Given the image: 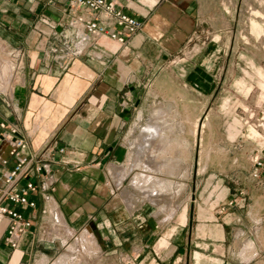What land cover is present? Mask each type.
I'll return each instance as SVG.
<instances>
[{
  "label": "crops",
  "instance_id": "1",
  "mask_svg": "<svg viewBox=\"0 0 264 264\" xmlns=\"http://www.w3.org/2000/svg\"><path fill=\"white\" fill-rule=\"evenodd\" d=\"M67 2L0 0V61L14 68L5 91L0 80V121L16 125L27 144L23 155L44 152L50 165V178L33 177L36 208L26 212L32 226L14 248L0 227V264H232V241L242 245L243 233L233 225L256 216L264 172L232 190L221 186L216 204L213 198L193 200L184 212L174 208L170 218L145 194L124 186L147 167L140 155L132 156L133 132H141L139 152L160 130L142 118L152 110L155 82L182 80L181 88L196 95L191 110L211 108L205 97L215 93L219 44L198 38L200 2L119 0L142 20V29L126 44L102 36L62 60L50 47L71 36L60 24ZM191 43L194 52L187 55ZM5 150L0 146L3 156ZM15 161L9 158L1 172ZM140 173L133 174L135 184L153 178ZM161 192L156 187L148 197L154 201Z\"/></svg>",
  "mask_w": 264,
  "mask_h": 264
},
{
  "label": "rangeland",
  "instance_id": "2",
  "mask_svg": "<svg viewBox=\"0 0 264 264\" xmlns=\"http://www.w3.org/2000/svg\"><path fill=\"white\" fill-rule=\"evenodd\" d=\"M198 2L203 30L198 38L205 42L212 39L219 44L215 93L205 97V105L211 108L191 110L197 106L196 95L192 97L181 88L182 80L172 79L171 85L163 80L155 82L152 89L156 95L150 99L152 110L142 118L143 123L159 125L160 130L152 134L158 136L146 150L139 152L136 146V139L138 142L141 139L139 130L133 132L130 142L134 147L132 156L140 155L145 160L142 164L147 165L146 172L135 170V174L141 172L153 178L138 185L133 182L135 174L132 173L124 185L130 184L138 196L145 194L168 218L174 208L178 211L181 207L184 212L186 205L189 209L193 200L197 204L213 198L216 204L221 197V186L232 190L241 181L252 179V156L257 146H264V0ZM192 44L186 49L190 51L187 55L194 52ZM0 51L4 49L0 47ZM2 63L4 60L0 61V77ZM252 129L257 131V136H252ZM171 168L174 174L167 173ZM156 187L162 192L151 201L148 195ZM258 199L256 216L243 218L233 225L243 229V233L238 237L242 245L232 241L229 255L232 264H264V199ZM250 244L253 249L248 251ZM240 248L247 251L245 257L240 256ZM68 251L73 257L69 248Z\"/></svg>",
  "mask_w": 264,
  "mask_h": 264
},
{
  "label": "built area",
  "instance_id": "3",
  "mask_svg": "<svg viewBox=\"0 0 264 264\" xmlns=\"http://www.w3.org/2000/svg\"><path fill=\"white\" fill-rule=\"evenodd\" d=\"M118 3L119 0H68L60 24L70 29L71 36L52 45L50 50L57 58L65 60L79 56L93 40L102 36L119 45L129 42L142 29L143 22ZM17 133L16 125L0 121V146L6 145L7 154L3 156L0 153V227L4 229L3 236L10 248H14L20 235L32 226L26 212L36 208L31 195L38 186L33 177L42 175L50 178V165L42 157L44 152L23 155L26 140ZM257 147L252 156V180L260 179L264 172V146ZM11 157H16V161L11 168L1 172Z\"/></svg>",
  "mask_w": 264,
  "mask_h": 264
},
{
  "label": "bare ground",
  "instance_id": "4",
  "mask_svg": "<svg viewBox=\"0 0 264 264\" xmlns=\"http://www.w3.org/2000/svg\"><path fill=\"white\" fill-rule=\"evenodd\" d=\"M3 65H4V67L1 69L2 70V74H1L0 79H2V84H3V86L1 87V90L5 91L6 88L8 87V84H9L10 80H11L10 77H11V71H12L13 65L10 63V61L3 63ZM256 133H257L256 130H254V129L251 130L252 136H257ZM151 136L155 138V136H158V135H151ZM166 184H167V181H166ZM163 185H165V182H163ZM166 189H167V187H166ZM56 218H57V215H56ZM56 220H58V219H56Z\"/></svg>",
  "mask_w": 264,
  "mask_h": 264
}]
</instances>
